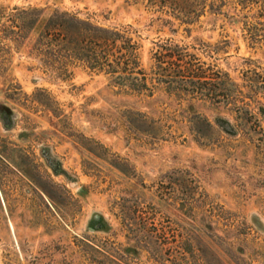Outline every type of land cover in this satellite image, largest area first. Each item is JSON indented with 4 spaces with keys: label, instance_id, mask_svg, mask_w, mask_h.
Returning <instances> with one entry per match:
<instances>
[{
    "label": "rangeland",
    "instance_id": "1",
    "mask_svg": "<svg viewBox=\"0 0 264 264\" xmlns=\"http://www.w3.org/2000/svg\"><path fill=\"white\" fill-rule=\"evenodd\" d=\"M15 8L38 10L20 39L8 28ZM56 10L131 37L145 87L120 88L80 62L66 73L46 64L33 44ZM190 10L0 0V264H264V117L255 132L228 134L218 119L236 125L231 106L168 84L174 59L241 86L256 71L250 108L264 106V33L247 31L263 21L238 0ZM161 46L172 52L159 63Z\"/></svg>",
    "mask_w": 264,
    "mask_h": 264
},
{
    "label": "trees",
    "instance_id": "2",
    "mask_svg": "<svg viewBox=\"0 0 264 264\" xmlns=\"http://www.w3.org/2000/svg\"><path fill=\"white\" fill-rule=\"evenodd\" d=\"M157 1V0H151ZM165 2V0H159ZM172 3L186 12L194 9L200 0H170ZM245 5L258 6L257 17L263 22H256L262 27L249 26L247 31L252 39L262 37L259 31L264 33V0H238ZM182 16L187 19L184 12ZM36 8L18 9L7 16L10 24L9 31L15 35V39L25 37L26 32L33 28L38 17ZM186 16H185V15ZM163 51H157L156 57L159 63L168 53L172 52L171 47L161 46ZM33 50L43 56V61L62 73L67 72V66L74 62H80L90 69L105 71L112 74L113 82L120 88L139 91L146 85V76L141 68H138L136 57V43L126 33L116 29L97 25L88 19L81 18L68 11L56 10L42 24L33 44ZM171 60L170 63L176 67L169 76L168 84L175 87L177 91L185 95H195L197 99L211 101L219 104L224 103L226 107L231 106L235 114L236 125L228 120L218 119L224 122L226 127L218 124L221 130L228 134H235L237 127L241 130L255 132L258 127V114L264 117V106L256 105V111L251 109L254 96L257 94L258 78L256 71L246 76L250 84L241 86L231 81L228 76L224 79L217 72L215 76H205L204 72L195 67L192 63L184 66L178 61ZM169 63V62H167ZM191 64V65H190ZM161 68V66H159ZM165 79V78H163ZM243 87H247V92ZM207 125L210 123L207 121ZM139 126H136L137 129ZM125 205V204H124ZM121 206V213L124 216L129 214L126 206ZM126 207V208H125Z\"/></svg>",
    "mask_w": 264,
    "mask_h": 264
}]
</instances>
